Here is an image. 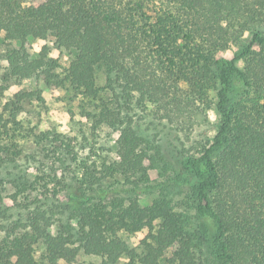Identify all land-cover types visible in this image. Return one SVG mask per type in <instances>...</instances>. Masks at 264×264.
<instances>
[{"label": "trees", "instance_id": "1", "mask_svg": "<svg viewBox=\"0 0 264 264\" xmlns=\"http://www.w3.org/2000/svg\"><path fill=\"white\" fill-rule=\"evenodd\" d=\"M1 33L16 80L34 77L93 102L96 70L104 66L124 101L136 97L169 123L189 124L193 104H207L214 90L220 122L212 143L183 162L194 179L193 227L166 197L147 206L138 196L108 198L104 181L120 177L136 193L153 159L121 107L85 114L94 127H119L116 159L83 163L81 181L62 187L64 200L54 192L24 223L5 228L0 202V230L10 237L27 229L0 246V264H37L36 247L46 264H69L79 253L101 264H264V0H0ZM38 41L46 44L34 51ZM48 44L68 54L66 66L49 56ZM27 96H15L14 125L16 103ZM66 213L52 234L53 218ZM138 233V250L120 236Z\"/></svg>", "mask_w": 264, "mask_h": 264}, {"label": "rangeland", "instance_id": "2", "mask_svg": "<svg viewBox=\"0 0 264 264\" xmlns=\"http://www.w3.org/2000/svg\"><path fill=\"white\" fill-rule=\"evenodd\" d=\"M3 38L1 33L0 86L5 90L0 96V149H4L0 167V202L7 210V217L2 220L5 228H10L14 221L24 223L36 206L47 205L53 200L54 192L59 191L58 197L64 200L65 188L62 187L81 181L83 163L98 167L102 162L110 163L116 159L115 141L119 127L105 123L94 127V122L85 115L96 114L97 108L104 104L111 110L122 108L120 112L124 122L142 140L147 154L153 159L147 180L139 184L136 193L132 191L134 186L126 184L120 177L104 181L103 188L110 192L108 198L115 195L123 198L138 196L140 205L147 206L156 198L166 197L175 209L185 213L193 227L196 226L190 194V184L194 179L183 162L207 148L216 134L220 120L214 90L209 91L207 104H193V117L189 124L169 123L155 117L153 107L148 103L139 104L136 97L129 103L124 101L115 76L104 66L96 70L99 91L97 100L93 102H87L79 95L67 96L64 90L47 87L34 77L21 81L12 78L5 62L8 45ZM45 44L38 41L34 51ZM48 46L49 56L57 59L61 66H66L68 54L52 44ZM232 52L234 48L224 55L230 57ZM19 94L28 96L16 103L14 125L9 121L10 112L14 109L15 96ZM58 219L65 224L69 215L66 213L53 218L52 234L59 228ZM71 222L76 225L75 220ZM6 230H0V246L27 229L20 226L10 237ZM120 236L130 248L136 249L143 238L139 233ZM41 251V247H36L35 260L37 264H46L41 259ZM125 262L123 259L118 264ZM101 263L99 257L79 253L69 264ZM58 264L68 263L60 261Z\"/></svg>", "mask_w": 264, "mask_h": 264}]
</instances>
